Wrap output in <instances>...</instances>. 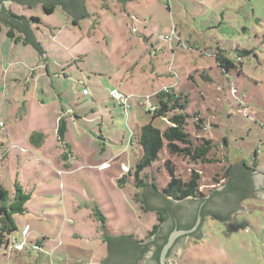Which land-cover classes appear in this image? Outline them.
I'll use <instances>...</instances> for the list:
<instances>
[{
    "label": "rangeland",
    "instance_id": "1",
    "mask_svg": "<svg viewBox=\"0 0 264 264\" xmlns=\"http://www.w3.org/2000/svg\"><path fill=\"white\" fill-rule=\"evenodd\" d=\"M120 2L86 0L85 19L47 3L8 5L34 21L48 64L24 34L10 37L1 24L0 187L13 196L18 182L33 196L28 212L13 216L18 228L0 264H110L114 242L103 241L99 212L114 238L154 237L160 222L148 193L167 187L171 168L184 181L200 174L201 196L186 202L207 200L231 180L232 148L264 174V0H148L130 10ZM220 54L235 65L222 67ZM166 88L188 99L186 128L195 142L212 139L214 162L172 154L165 143L138 171L134 134L151 122L164 130L180 113L153 119L150 107ZM241 208L250 212L233 222L209 215L207 241L190 239L183 264H264V200ZM43 236L41 249L30 252Z\"/></svg>",
    "mask_w": 264,
    "mask_h": 264
},
{
    "label": "trees",
    "instance_id": "2",
    "mask_svg": "<svg viewBox=\"0 0 264 264\" xmlns=\"http://www.w3.org/2000/svg\"><path fill=\"white\" fill-rule=\"evenodd\" d=\"M17 1H23L22 3L24 4L29 3L27 0ZM39 1H46L48 4L47 6L49 7H52L54 5H61L65 8H68L71 4V2H66L65 0ZM119 1H121L120 3L124 4L128 3L129 0ZM33 22L26 15H18L14 13L11 7L8 8L3 5L2 9L0 10V30L1 24L10 26V29L7 32L10 37H15V31H19L21 35H25V38L27 40L32 39L34 45H39L40 54H43L45 51L42 50L40 43L37 42L32 27ZM21 35L16 38L20 39ZM217 60L219 61V64L222 65V67L225 65H235L232 60L227 58L224 54L218 55ZM171 90L172 88H167L157 93V96L159 98V101L157 102L158 104L155 105L156 107L153 110L150 109V112H153V119L157 117H167L170 112H173L175 110H179L180 113H174L171 115V117L169 118L170 125L167 126L164 130L154 126L151 122L149 124L143 125L140 128L139 132L134 134V137L131 139V143H135L137 147H140L142 149V158L140 160V163L138 164V171L144 169V167L146 166L151 165L152 162L157 160L159 153L165 143H167V149L170 151V153L187 156L193 162L211 163L215 161L209 156L210 151L212 150L214 145L212 139L202 138L201 141L195 142L192 134L186 128L187 120L190 117V114L187 112L188 99L183 98L181 95H178ZM63 119L64 117H60L58 119L59 124L57 127V133L60 141H65V134L68 130L67 124L63 122ZM35 135L36 134H34L32 138H36ZM43 141L44 140H42V142ZM67 144L69 145V147H71L69 143ZM67 160L69 161L68 155ZM170 174L172 176V179L168 183L167 187H165L163 191H158L157 188H153L152 190H149V196L160 195V197H170V201H172L176 199H182L187 196H196L198 193H200L199 172L193 171L190 179L187 181L176 177L172 168L170 170ZM121 180L120 182L122 184L123 181ZM32 196L33 193L31 191H26L18 182H16L15 184V192L13 193V196H11L8 189L2 186L0 187V250L5 247L8 248V246L10 245L9 234L17 230L18 228L13 216L16 214L23 215L28 212L27 203L32 199ZM165 213L166 211L164 209L158 211L159 222L166 219ZM99 215L101 217L100 220L102 227L100 228L102 229L103 233H106L108 232L106 217L104 214H102V212H99ZM159 226L160 224H156L152 233H155ZM45 238L46 237L43 236L42 238L36 239V243H34L33 245L41 249L43 245L42 239ZM113 238L114 237L111 234L106 233L103 241L110 244ZM126 238L128 240H125V249L122 250V254H119V259H121L120 264H123V262L125 263L126 260L133 258L139 251L142 253L143 250L147 248V245L144 244V240H135L133 235H129ZM162 246L163 243L162 245H160L159 250L162 248ZM32 250L34 249H32L31 247L29 251L31 252ZM159 250L156 254V257L158 259L160 255ZM109 259L110 258L105 260V263L108 262Z\"/></svg>",
    "mask_w": 264,
    "mask_h": 264
},
{
    "label": "water",
    "instance_id": "3",
    "mask_svg": "<svg viewBox=\"0 0 264 264\" xmlns=\"http://www.w3.org/2000/svg\"><path fill=\"white\" fill-rule=\"evenodd\" d=\"M29 3L24 4L21 1L17 0H4L5 6L8 7L11 3H19L22 5H33L39 6L41 3H47L46 1H39V0H27ZM24 1V2H27ZM66 2H71L70 6L66 8L74 17L79 19H85L90 17V11L86 4V0H65ZM148 0H129L128 3H124L127 8L130 10L131 6L138 2H146ZM55 7L61 5H54ZM63 7V6H61ZM9 8V7H8ZM65 8V7H64ZM2 9V5H0V10ZM34 31V30H33ZM35 33V32H34ZM36 37V36H35ZM32 38V37H31ZM24 39L26 41H30L33 45L34 42L32 39H26L24 35ZM36 48H39V45H34ZM42 48V47H41ZM43 51H45L42 48ZM39 57L48 64V55L45 51L43 54H40L39 50ZM231 160L234 166V172L232 175L231 180L222 188L215 190L211 195L210 198L206 200V208L208 210V215H205L202 220L201 228L199 229V233L202 232V236L198 237L202 241H207V237L205 236L204 230L206 229L205 219L209 215H213L218 218L220 221H231L233 222L234 217L236 215H242L248 213L250 211L242 209L241 203L243 201L248 200H264V174L257 171L249 164L246 163L244 156L242 154V150L239 148H232L231 150ZM148 193V203L151 208L156 211L163 210L164 208H168L167 205V198L160 197V195H150ZM202 200L191 199L185 204L189 205L194 211L198 209V206ZM174 203V202H173ZM177 204V203H176ZM180 204V203H178ZM182 204V203H181ZM174 205V212L171 214V209H167L166 213L169 215H176L179 208L175 204H170V206ZM184 205V204H183ZM168 206V207H167ZM164 209V210H165ZM206 214V213H205ZM201 221V217L199 216L197 224L191 230H180V231H173L166 244L162 247L161 254H160V263L167 264V253L169 249L173 246L171 254L169 256V263L170 264H183V257L188 248L190 239L187 236H183V234H188L197 228L198 224ZM172 220L170 221V223ZM170 223L168 225H170ZM168 225L165 227L168 228ZM106 233H103V237H105ZM197 235V234H196ZM178 236L180 237L177 240ZM137 240L136 238H134ZM128 240L126 237H116L113 238L111 241L114 242V259L110 264H120L119 254H122V250L125 249V243ZM184 243V248L182 251V244ZM150 256V255H149ZM146 260L144 257L139 259L138 264H143Z\"/></svg>",
    "mask_w": 264,
    "mask_h": 264
},
{
    "label": "flooded vegetation",
    "instance_id": "4",
    "mask_svg": "<svg viewBox=\"0 0 264 264\" xmlns=\"http://www.w3.org/2000/svg\"><path fill=\"white\" fill-rule=\"evenodd\" d=\"M3 1L4 0H0V4L2 6L5 5V3ZM200 194L201 193H198L196 196H187L185 198L176 199V200H172V201H170V197H166L167 198V205L169 207L167 206L168 208H166V209L164 208L165 211H167V209H171V214L174 213L172 211V208L174 209V205L170 206L171 203L177 205V207L179 208V210L177 211V214L172 215V217H171L172 222L170 223V225H168V228L165 229L164 225H166L165 224L166 219L168 220V217L166 215V219L162 220L160 222L159 228L157 229V231L155 233H153L154 237L150 238L147 241L144 240V244L147 245L146 246L147 248H145L142 253L139 251L137 253V255H135L131 259L126 260L125 263L123 262V264H138L139 259L142 257H144L145 260H147V258H150V260H149L150 262L148 261L147 264H161L160 263V255H159V259L156 257V254L159 250L160 245H162V243H163V246L166 244L170 234L173 231L193 229L195 227V225L197 224L199 216L201 217V221L198 224L197 228H195V230H193L192 232H190L188 234H183V236H187L188 238L190 236H192V238L201 237L202 232L199 233L198 231L201 228L203 217L205 215H208V210L206 208V200H203L200 202L198 209L196 211H194V209H192L189 205L185 204L184 202H186V201H181V200H185L187 198L200 197L201 196ZM178 203H182V204H178ZM179 238L180 237L178 236L177 240H179ZM172 248H173V246L169 249L167 256H166L167 257V264H170L169 263V256L171 254ZM181 248L183 251L184 243L182 244ZM161 250H162V248L159 250L160 254H161Z\"/></svg>",
    "mask_w": 264,
    "mask_h": 264
},
{
    "label": "built area",
    "instance_id": "5",
    "mask_svg": "<svg viewBox=\"0 0 264 264\" xmlns=\"http://www.w3.org/2000/svg\"><path fill=\"white\" fill-rule=\"evenodd\" d=\"M166 89H167V88H166ZM84 92H86V90H85ZM112 95H113L114 98H116V97H117V98H120V95H119L116 91H115ZM122 105L125 107V112L128 113V110L130 109V105H129L128 100H127L126 97H125L124 100L122 101ZM155 107H156V106L153 104V105L150 107V109L153 110ZM4 125H5L4 122H3V121H0V127H4ZM105 165H107V164H105ZM123 169L128 170V167H127L126 165H124V166H123ZM28 231H29V228H28V226H26V227L23 229V234H27ZM14 247H16L17 250H24L25 245H24V242H21V243H17V242H16V244H14ZM32 249H34V250H39V247L32 245Z\"/></svg>",
    "mask_w": 264,
    "mask_h": 264
},
{
    "label": "crops",
    "instance_id": "6",
    "mask_svg": "<svg viewBox=\"0 0 264 264\" xmlns=\"http://www.w3.org/2000/svg\"><path fill=\"white\" fill-rule=\"evenodd\" d=\"M84 91H85V90H84ZM59 118H60V117H59ZM103 162H105V161H102V162H100V163H103ZM100 163H99V164H100Z\"/></svg>",
    "mask_w": 264,
    "mask_h": 264
}]
</instances>
